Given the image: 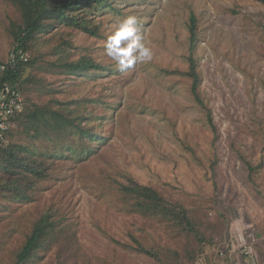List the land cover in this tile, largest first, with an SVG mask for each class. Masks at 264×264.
Wrapping results in <instances>:
<instances>
[{
    "label": "rangeland",
    "instance_id": "1",
    "mask_svg": "<svg viewBox=\"0 0 264 264\" xmlns=\"http://www.w3.org/2000/svg\"><path fill=\"white\" fill-rule=\"evenodd\" d=\"M108 1L89 13L98 36L60 25L28 51L26 108H63L94 133L21 140L47 171L22 173L21 197L0 193V264H18L44 216L51 227L22 264H221L228 242L243 254L248 240L264 237V4ZM128 15L138 17L154 56L121 73L104 43ZM22 25L19 10L0 0V59ZM190 56L203 106L186 75ZM86 59L101 68L64 69ZM132 180L182 205L196 232L132 211L120 190Z\"/></svg>",
    "mask_w": 264,
    "mask_h": 264
},
{
    "label": "trees",
    "instance_id": "2",
    "mask_svg": "<svg viewBox=\"0 0 264 264\" xmlns=\"http://www.w3.org/2000/svg\"><path fill=\"white\" fill-rule=\"evenodd\" d=\"M7 1L19 10L23 20V25L12 31L14 36L12 49L17 52L23 51L27 54H29L28 51L33 47V41L36 40L39 34L49 32L60 25L81 29L98 36V29L93 27L94 18L89 13L93 8L109 3L108 0ZM256 1L264 4V0ZM189 30L193 45L197 36V21L194 15L191 17ZM63 44H67V42H63ZM32 64L31 59L26 63H21L10 76V80L17 83L23 92L25 91V83L29 81H25L24 75L27 68ZM90 68L100 69L101 67L95 66L91 60L87 59L80 63L64 64V69H69L72 72H84ZM186 75L192 80L191 92L195 101L203 106L204 104L199 94L201 78L193 56L189 57V71ZM75 119H79V122ZM15 122V126L17 124L18 129L14 130V128H11L6 135V143L0 144V172L4 171L14 176L12 179H7V175L0 174V193L3 196L6 194L7 197L9 196L8 192H18V196H16L21 197L22 189L27 186V181L21 182L22 180H28L27 175H25L26 172L36 176V178H40L45 176L47 171L45 163L38 161L30 147L21 144L23 138L51 140L57 136L60 138V136L77 134L86 137L90 133H94L93 130L84 128L82 116L73 118L70 112L63 108H54L50 104L42 107L36 104L28 106L25 108V112L15 119ZM209 123L215 130L210 115ZM98 135L100 136V134ZM250 170L252 171L253 168ZM29 189L31 190L30 187ZM120 190L123 195L131 199L128 201L132 202V211L156 215L171 225L180 228V231L183 232H196L194 222L190 218L188 211L182 205L171 203L165 199L154 188L140 185L132 180L127 185H121ZM12 195L14 197L15 194L13 193ZM22 196L27 197L26 194ZM49 218V216H44L38 220L33 233L28 237L24 248L17 256L18 264L25 263L28 259L34 257L37 249L41 246V240L51 227ZM140 251L156 257L154 253L144 248H141Z\"/></svg>",
    "mask_w": 264,
    "mask_h": 264
},
{
    "label": "clouds",
    "instance_id": "3",
    "mask_svg": "<svg viewBox=\"0 0 264 264\" xmlns=\"http://www.w3.org/2000/svg\"><path fill=\"white\" fill-rule=\"evenodd\" d=\"M142 27L136 15H128L119 21L104 43L105 54L121 73L153 59L154 53L145 43Z\"/></svg>",
    "mask_w": 264,
    "mask_h": 264
},
{
    "label": "built area",
    "instance_id": "4",
    "mask_svg": "<svg viewBox=\"0 0 264 264\" xmlns=\"http://www.w3.org/2000/svg\"><path fill=\"white\" fill-rule=\"evenodd\" d=\"M27 61V53L15 50H11L5 60L0 59V144L6 143V135L15 127V119L25 112L24 92L10 76Z\"/></svg>",
    "mask_w": 264,
    "mask_h": 264
},
{
    "label": "crops",
    "instance_id": "5",
    "mask_svg": "<svg viewBox=\"0 0 264 264\" xmlns=\"http://www.w3.org/2000/svg\"><path fill=\"white\" fill-rule=\"evenodd\" d=\"M225 246L227 252L221 258V264H264V237L257 238L254 241L248 240L242 246L243 248L245 246L243 254L236 251L237 247L234 242L231 243V253H229V242Z\"/></svg>",
    "mask_w": 264,
    "mask_h": 264
}]
</instances>
